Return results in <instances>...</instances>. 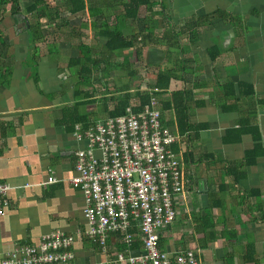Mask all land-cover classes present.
Listing matches in <instances>:
<instances>
[{
    "label": "crops",
    "instance_id": "1",
    "mask_svg": "<svg viewBox=\"0 0 264 264\" xmlns=\"http://www.w3.org/2000/svg\"><path fill=\"white\" fill-rule=\"evenodd\" d=\"M87 1L99 16L59 13L54 29L60 36L52 53L35 59V71L27 64L23 19L3 16L16 26L4 30L15 53L0 57L11 69L0 85V183L10 186V206L0 217V256L55 231L74 237L73 264H106L124 249L113 235L108 254L86 239L84 201L70 184L75 153L85 148L72 136L77 116L88 124L105 120L122 93L110 77L101 82L94 74L77 85L78 69L67 65L80 45L99 54L101 23L116 24L122 12L123 0ZM150 2L121 28L143 45L142 64L133 70L142 90L153 87L159 73L176 77L156 97L162 124L177 137L173 150L185 189L160 246L171 255L193 250L199 264H264V0ZM197 20L202 23L192 35L186 26ZM176 91L186 93L196 132L179 134L172 107L165 108Z\"/></svg>",
    "mask_w": 264,
    "mask_h": 264
},
{
    "label": "built area",
    "instance_id": "2",
    "mask_svg": "<svg viewBox=\"0 0 264 264\" xmlns=\"http://www.w3.org/2000/svg\"><path fill=\"white\" fill-rule=\"evenodd\" d=\"M143 90L150 99L140 109L132 104L120 116L74 125L73 138L85 142L75 153L76 175L70 180L84 201V236L102 254H108L112 235L124 248L106 264H199L193 250L171 255L160 246L176 218L185 180L180 155L173 150L177 137L161 121L159 90ZM9 190L0 183V217L10 206ZM73 243V236L51 232L36 245H16L0 256V264H73Z\"/></svg>",
    "mask_w": 264,
    "mask_h": 264
},
{
    "label": "trees",
    "instance_id": "3",
    "mask_svg": "<svg viewBox=\"0 0 264 264\" xmlns=\"http://www.w3.org/2000/svg\"><path fill=\"white\" fill-rule=\"evenodd\" d=\"M49 0H0V57L4 58L7 55V52L11 48L9 38L1 31V23L4 19V14H8L9 17L20 18L21 16L25 17V21H28L26 15H30L34 20V24L25 25V28L22 30V34L25 35L26 44H27V54L28 61L27 64L32 67L35 71L36 61L39 55L40 43H44L48 36H53L57 28L54 26L55 19L59 17V13L62 11L67 12L70 15H75L80 12L88 10L90 16H99L100 11L95 8H88L87 0H62L63 4H56L55 0H50L55 5H49ZM122 12L121 15L117 18V23L110 25L105 21L101 23L97 36L105 39L102 50L97 55L94 50L92 51L89 47L80 45L79 47V56L68 61V67L73 68L77 67L78 75L80 81L77 85H86L88 84L89 76L92 72H101L106 68H115L114 64L116 61V56L118 53L127 51L128 55L124 56L119 67L122 70L127 71V74L130 77H134L135 73L130 68L129 63V54L134 57V64L140 65L141 55L143 50V45H139L137 41L138 35H126L124 30L121 28V25L124 21H134L138 17V12L141 7L149 10L152 7L150 0H123L122 1ZM60 8V9H59ZM22 9L26 13H22ZM90 11V12H89ZM204 22V21H203ZM207 22V21H205ZM202 23L201 20L193 21L192 24L186 26L189 28L192 35L195 33V29ZM147 37V36H146ZM144 39V38H143ZM53 47H48L47 53H52ZM97 55V56H96ZM218 56V51H215L213 59ZM0 58V59H1ZM113 63V65H112ZM3 62L0 61V85L6 81L4 78L5 75H8L10 72V66H3ZM97 70V71H96ZM171 71L162 72L155 76V82L153 87H146L147 90L152 88H157L159 91L163 92L169 88L171 79H175ZM122 93L114 101L112 111L109 113V117H117L124 113L125 109L132 104V108L136 111L149 102L150 95L148 91L137 89L136 92L130 93V87L125 86L124 89H121ZM160 93H155V96H158ZM82 95V94H81ZM186 93L176 91L171 93L170 101H166L165 108L170 109L172 107L175 122L178 128V133L181 135L188 134L189 131L196 132L199 128L191 126L188 122L187 106H186ZM108 117V118H109ZM84 119H80L77 116L75 124H80L83 127L88 126V123L83 122ZM74 125V123H73Z\"/></svg>",
    "mask_w": 264,
    "mask_h": 264
},
{
    "label": "rangeland",
    "instance_id": "4",
    "mask_svg": "<svg viewBox=\"0 0 264 264\" xmlns=\"http://www.w3.org/2000/svg\"><path fill=\"white\" fill-rule=\"evenodd\" d=\"M49 2V5H55V2H56V4H58V5H62L63 4V2H62V0H55V2L53 3L52 1H48ZM22 13H24L25 15H26V13L24 12V10L22 9ZM27 16V19H28V22H29V24H34V22H35V20L30 16V15H26ZM8 17V16H7ZM1 26H3L4 27V29H1V31L3 32V33H5V28L6 29H8V28H12V26H16V25H14L13 23H12V21H10V22H8V21H6V20H3L2 21V23H1ZM16 29V28H15ZM18 29V28H17ZM6 34H10L9 36L11 37V36H13V33H12V31L10 32V31H6ZM127 35V34H126ZM60 36V35H59ZM58 36V34L57 33H55V35H53V36H48L47 37V39H46V41L44 42V43H40L39 45H38V47H39V55L40 54H46V52H48V47H52L53 46V43H54V41H55V38H56V41H57V37H59ZM96 48H99V46H96ZM69 51V50H68ZM70 52V51H69ZM100 52V51H99ZM13 53H15V50L13 49V46H11V48L9 49V51L7 52V55L9 56V57H11L12 55H13ZM97 54H98V52H97ZM100 54V53H99ZM128 55V52L127 51H123V52H121V53H118L117 54V59H116V61H115V64H114V66H115V68H113V67H111V68H106V69H104L103 71H101V72H98L97 70V72H95V71H91L92 72V76H93V74L95 75V77L93 78L94 80H96V81H103V80H107L108 79V77H110V80L109 81H112V84H113V86H115V88L117 89H124L125 88V86L126 85H128L130 88H133L134 90H136V89H141V88H144V86L143 85H141L142 84V82L140 81V78L139 77H130L128 74H127V71H125V70H122L120 67H119V65L121 64V62H122V58L124 57V56H127ZM99 56V55H98ZM129 58H130V60H129V63H130V68L132 69V70H134L135 69V62H134V57L132 56V54H131V56H130V54H129ZM112 65H113V63H112ZM72 69V68H71ZM73 70V69H72ZM161 70H163V68L161 69ZM137 71V75H138V73H140V71L138 72V70H135V72ZM99 77H100V80H99ZM97 105H99V104H97ZM96 105V106H97ZM100 106V105H99ZM174 230V229H173Z\"/></svg>",
    "mask_w": 264,
    "mask_h": 264
},
{
    "label": "water",
    "instance_id": "5",
    "mask_svg": "<svg viewBox=\"0 0 264 264\" xmlns=\"http://www.w3.org/2000/svg\"><path fill=\"white\" fill-rule=\"evenodd\" d=\"M21 19L25 20V17L21 16ZM25 25L28 26V21H25Z\"/></svg>",
    "mask_w": 264,
    "mask_h": 264
},
{
    "label": "flooded vegetation",
    "instance_id": "6",
    "mask_svg": "<svg viewBox=\"0 0 264 264\" xmlns=\"http://www.w3.org/2000/svg\"><path fill=\"white\" fill-rule=\"evenodd\" d=\"M24 23V22H23Z\"/></svg>",
    "mask_w": 264,
    "mask_h": 264
}]
</instances>
